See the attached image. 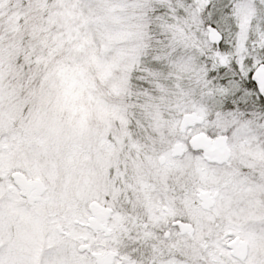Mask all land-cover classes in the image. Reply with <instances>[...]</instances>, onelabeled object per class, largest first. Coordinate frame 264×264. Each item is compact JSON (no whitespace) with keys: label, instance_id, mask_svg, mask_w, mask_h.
I'll list each match as a JSON object with an SVG mask.
<instances>
[{"label":"snow or ice","instance_id":"6c2138e0","mask_svg":"<svg viewBox=\"0 0 264 264\" xmlns=\"http://www.w3.org/2000/svg\"><path fill=\"white\" fill-rule=\"evenodd\" d=\"M0 264H264V0H0Z\"/></svg>","mask_w":264,"mask_h":264}]
</instances>
